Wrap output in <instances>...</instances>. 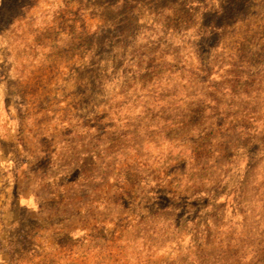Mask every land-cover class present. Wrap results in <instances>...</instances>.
Masks as SVG:
<instances>
[{"label":"rangeland","instance_id":"1","mask_svg":"<svg viewBox=\"0 0 264 264\" xmlns=\"http://www.w3.org/2000/svg\"><path fill=\"white\" fill-rule=\"evenodd\" d=\"M262 47L264 0H0V264H264Z\"/></svg>","mask_w":264,"mask_h":264},{"label":"trees","instance_id":"2","mask_svg":"<svg viewBox=\"0 0 264 264\" xmlns=\"http://www.w3.org/2000/svg\"><path fill=\"white\" fill-rule=\"evenodd\" d=\"M223 15V14H222ZM225 15H228V14H225ZM225 15H223L222 17L224 18L225 17ZM221 16V15H220ZM219 17V16H218ZM225 20H226V18H225ZM263 53L264 52V47H262V48H260V49H257V54H255L256 55V57L258 56V59L255 61V64H258V65H260V66H262V65H264V56H262V55H258V53Z\"/></svg>","mask_w":264,"mask_h":264}]
</instances>
